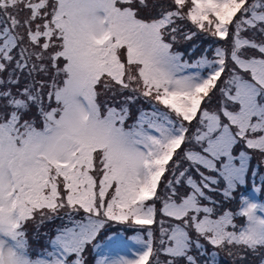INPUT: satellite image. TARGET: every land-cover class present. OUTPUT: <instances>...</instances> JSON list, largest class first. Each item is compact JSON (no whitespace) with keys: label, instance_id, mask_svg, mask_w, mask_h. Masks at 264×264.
I'll list each match as a JSON object with an SVG mask.
<instances>
[{"label":"snow or ice","instance_id":"1","mask_svg":"<svg viewBox=\"0 0 264 264\" xmlns=\"http://www.w3.org/2000/svg\"><path fill=\"white\" fill-rule=\"evenodd\" d=\"M0 264H264V0H0Z\"/></svg>","mask_w":264,"mask_h":264},{"label":"rangeland","instance_id":"2","mask_svg":"<svg viewBox=\"0 0 264 264\" xmlns=\"http://www.w3.org/2000/svg\"><path fill=\"white\" fill-rule=\"evenodd\" d=\"M206 43H208L207 41H205L204 43H202L201 44V46H200V49H198L197 50V52H196V55H199L200 54V50H202V48L204 47V44H206ZM209 55H211L210 53H209ZM145 107H147V105H145ZM246 194V193H245ZM231 207H235V205H232ZM57 223H59L58 221H57ZM49 227H52V226H49ZM127 234L128 235H131V234H133L132 232H131V230H128L127 231ZM41 243H43V242H41ZM90 257V256H89ZM90 261H91V257H90Z\"/></svg>","mask_w":264,"mask_h":264},{"label":"trees","instance_id":"3","mask_svg":"<svg viewBox=\"0 0 264 264\" xmlns=\"http://www.w3.org/2000/svg\"><path fill=\"white\" fill-rule=\"evenodd\" d=\"M41 242H43V241H41ZM89 260H90V257H89Z\"/></svg>","mask_w":264,"mask_h":264}]
</instances>
